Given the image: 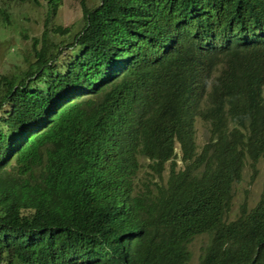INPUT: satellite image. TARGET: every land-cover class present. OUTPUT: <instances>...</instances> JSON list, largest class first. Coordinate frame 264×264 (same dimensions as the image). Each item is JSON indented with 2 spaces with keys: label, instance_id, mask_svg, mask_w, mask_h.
Listing matches in <instances>:
<instances>
[{
  "label": "trees",
  "instance_id": "1",
  "mask_svg": "<svg viewBox=\"0 0 264 264\" xmlns=\"http://www.w3.org/2000/svg\"><path fill=\"white\" fill-rule=\"evenodd\" d=\"M79 2L0 74V264H189L197 234L193 264H264V169L229 217L264 154V0Z\"/></svg>",
  "mask_w": 264,
  "mask_h": 264
},
{
  "label": "rangeland",
  "instance_id": "2",
  "mask_svg": "<svg viewBox=\"0 0 264 264\" xmlns=\"http://www.w3.org/2000/svg\"><path fill=\"white\" fill-rule=\"evenodd\" d=\"M88 7L94 6L98 0H84ZM0 4L6 8L9 14V24L6 28L0 29V74L14 73L25 67L23 55L27 56L30 50V39L32 36H39L44 28L49 29L54 24L68 27V32L64 34L55 33L50 36L64 45L70 41L73 34L83 23L79 0H59L55 10L48 15V5L46 0H37V3L27 0H1ZM261 93L264 97V84L261 86ZM195 140L198 146L205 140L207 135L206 123L195 118L193 121ZM141 163L136 174V184L142 186V182L150 178L146 173L148 170L147 159L139 156ZM13 162L7 167L12 168ZM167 166V165H166ZM264 169V154L260 155L254 163V169L248 164L242 168L239 181L233 183L232 206L229 217H233L237 212V206L243 200L250 207L254 204L262 188ZM166 175V168L163 176ZM205 241L204 234H197L188 243L190 250L189 264L196 262L199 246Z\"/></svg>",
  "mask_w": 264,
  "mask_h": 264
},
{
  "label": "clouds",
  "instance_id": "3",
  "mask_svg": "<svg viewBox=\"0 0 264 264\" xmlns=\"http://www.w3.org/2000/svg\"><path fill=\"white\" fill-rule=\"evenodd\" d=\"M264 84V83H263ZM262 86V85H261Z\"/></svg>",
  "mask_w": 264,
  "mask_h": 264
}]
</instances>
